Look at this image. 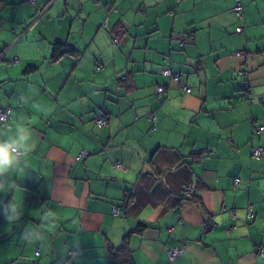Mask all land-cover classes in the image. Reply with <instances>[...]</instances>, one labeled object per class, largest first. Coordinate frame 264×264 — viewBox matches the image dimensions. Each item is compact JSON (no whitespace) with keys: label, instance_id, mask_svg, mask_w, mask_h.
<instances>
[{"label":"crops","instance_id":"1","mask_svg":"<svg viewBox=\"0 0 264 264\" xmlns=\"http://www.w3.org/2000/svg\"><path fill=\"white\" fill-rule=\"evenodd\" d=\"M241 1L0 0V109L36 136L0 264H108L127 234L135 264H264V0ZM57 40L77 54L51 60Z\"/></svg>","mask_w":264,"mask_h":264},{"label":"clouds","instance_id":"2","mask_svg":"<svg viewBox=\"0 0 264 264\" xmlns=\"http://www.w3.org/2000/svg\"><path fill=\"white\" fill-rule=\"evenodd\" d=\"M264 94V90H260ZM36 147L34 130L24 126L17 118L0 115V194L5 197L12 194L10 200H0L5 219L9 225L20 221L24 215V205L17 199L9 184L8 177L12 173H22L29 165L30 154ZM41 220L51 226L55 224V213L51 209L43 210ZM22 238L29 243L41 241L44 233L40 229L26 228Z\"/></svg>","mask_w":264,"mask_h":264},{"label":"built area","instance_id":"3","mask_svg":"<svg viewBox=\"0 0 264 264\" xmlns=\"http://www.w3.org/2000/svg\"><path fill=\"white\" fill-rule=\"evenodd\" d=\"M30 2L34 3L35 0H29ZM236 1V4L234 6V12H235V15L236 17L239 19V20H244L245 18V12H244V6H243V3L241 0H235ZM0 28H1V23H0ZM244 30V27L243 25H239L237 27V32H242ZM113 41L114 42H118V38H113ZM238 55H240L241 57L243 58H246V55L243 53V52H238ZM161 74L164 75V76H167L169 77L170 79L174 80V81H177V82H181V73L179 72H176V71H173L170 67H163L161 68L160 70ZM239 73H242V71H239ZM182 89L185 91V92H191L192 89L191 87L187 86V85H184L182 84L181 85ZM157 92L158 93H162L165 91V87L164 85H157ZM248 93H249V90L247 89ZM249 95V94H248ZM248 100L252 103L254 101V99L249 95L248 96ZM10 114H11V109L10 108H5L3 110H0V115H8L9 118H10ZM147 118L151 121H154L156 119V115L151 112L147 115ZM96 123L97 125L99 126H103L106 124V118L105 117H100L96 120ZM264 126L262 125H257L254 127L253 129V132L254 133H259L261 129H263ZM262 152H263V146L259 145V146H255L252 150V156L253 157H256V158H259L261 157L262 155ZM87 152L85 150H83V152L81 153V156L82 155H85ZM118 166V165H117ZM239 179L238 178H235V182H238ZM195 191H196V184L195 183H192L190 185H187L183 188V191H182V195L185 196V197H191L195 194ZM119 209L117 207H114V212L115 213H118ZM247 215L248 216H251L253 215V212H252V208L251 206H249V208L247 209ZM186 250V247L185 246H182V247H174V248H171L169 249V257L171 260H174L175 258H178L180 257ZM39 251H37L38 253ZM255 252L259 255V256H262L264 257V244H261V245H258L256 246L255 248Z\"/></svg>","mask_w":264,"mask_h":264},{"label":"trees","instance_id":"4","mask_svg":"<svg viewBox=\"0 0 264 264\" xmlns=\"http://www.w3.org/2000/svg\"><path fill=\"white\" fill-rule=\"evenodd\" d=\"M77 52L78 49L76 47L72 46L69 43L57 40L53 44L50 59L54 61L59 59L61 56L65 54H77ZM28 69L33 70L35 69V66L28 67ZM0 110H3V108H1ZM10 119H11V114H10ZM127 196H129V194H127ZM145 226L146 225L144 223H141L139 224L138 227L135 228L134 231L140 232ZM128 237L129 234L125 236L123 243L119 247L110 248L108 264H135L131 254V249L128 244Z\"/></svg>","mask_w":264,"mask_h":264}]
</instances>
